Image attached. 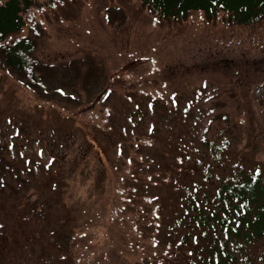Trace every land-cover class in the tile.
Listing matches in <instances>:
<instances>
[{"label": "rangeland", "instance_id": "374dc122", "mask_svg": "<svg viewBox=\"0 0 264 264\" xmlns=\"http://www.w3.org/2000/svg\"><path fill=\"white\" fill-rule=\"evenodd\" d=\"M31 23L40 35H19L34 38L58 94L42 98L0 57V162L11 172L0 264H143L161 253L139 236L163 218L168 228L191 176L210 191L236 167L264 173V21L157 20L142 0H66ZM207 143L226 144L221 161L209 180L189 177L193 158L209 165ZM74 228L65 263L68 246L54 241ZM252 252L264 264V240Z\"/></svg>", "mask_w": 264, "mask_h": 264}, {"label": "trees", "instance_id": "16d2710c", "mask_svg": "<svg viewBox=\"0 0 264 264\" xmlns=\"http://www.w3.org/2000/svg\"><path fill=\"white\" fill-rule=\"evenodd\" d=\"M65 1L0 0V57L9 71L16 73L20 79H25L28 86L39 92L42 98H52L58 91L48 86L43 63L34 55L37 49L34 38L19 34L28 26L32 34L40 35L41 27L37 23H31L33 17ZM142 1L155 13L157 20L167 18L188 21L196 13L207 19H220L233 26L254 25L264 21V0ZM207 146H211L209 165L205 166L202 159L193 158L191 166L189 165V177L192 172L202 173L206 180L212 178V166L221 161L226 144L219 143L218 148L215 143H207ZM6 167L0 162V189L8 173H11ZM193 179L191 176L186 185L177 188L181 192V207L175 209L172 218L169 217L171 221L168 228H165L166 220L163 218V230H159L160 224L157 232L139 236L154 242L155 252L161 253L157 257L152 254L153 260L149 258V262L146 258L143 264H151L152 261V264H157L158 261L159 264H167L173 259L179 260L180 264H256L257 257L252 248L259 240H264V173L261 170L247 172L236 167L210 191L201 181ZM162 216H165L163 210ZM69 219L66 216L62 223L66 224ZM80 220L77 218L74 221L78 223ZM74 230L69 234H61L62 240L54 241L57 249H61L62 244L68 246L65 248L66 253L62 254L65 263L72 256L68 249L73 245L72 239L76 241V228ZM130 237L133 250L138 252V244ZM161 237L166 243L165 248H169V254L171 252L168 258L159 244ZM0 238V244H7L8 236L1 235Z\"/></svg>", "mask_w": 264, "mask_h": 264}]
</instances>
